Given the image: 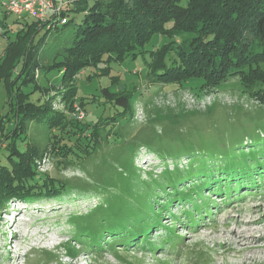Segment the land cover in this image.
Returning a JSON list of instances; mask_svg holds the SVG:
<instances>
[{
  "label": "rangeland",
  "instance_id": "rangeland-1",
  "mask_svg": "<svg viewBox=\"0 0 264 264\" xmlns=\"http://www.w3.org/2000/svg\"><path fill=\"white\" fill-rule=\"evenodd\" d=\"M4 1L0 0V15ZM55 1L61 6L69 0ZM69 14L70 24H59L49 33L50 25L39 30L37 40L47 34L39 53L42 64L51 62L50 51L72 34V26L82 18L76 12ZM10 15V21L18 18L14 12ZM169 41L168 36L155 35L136 58L112 60L109 75L99 74L105 62L76 75L79 96L87 101L86 121L110 117L116 110L111 102H105L102 88H122L134 95L133 118L128 114L119 120L115 126L119 135L113 127L108 128L103 137L109 131L111 136L79 166L61 168L48 152L55 137L46 118L29 122L18 145L25 149L29 143L44 152L41 173L77 185L84 183L91 190L75 187L59 198L4 204L0 211V264H264V139L263 144L249 146L251 138H264V105L243 91L238 78L209 91L190 88L197 84L195 79L183 87L154 81L146 65L150 51L162 49ZM5 47L6 39L1 37L0 55ZM261 66L264 68V62ZM61 78L62 72L53 68L39 79L56 90ZM32 87L26 86L25 91H32L31 101L36 103L48 100L53 91L41 95ZM10 99L0 83L4 115L10 113ZM74 106L68 112L73 118ZM54 108L66 111L60 103ZM201 127H206L205 131ZM258 128L263 131L246 135V129L255 132ZM177 131L190 136L195 151L203 145L217 148L209 153L211 160L198 163L204 155H168L170 146L161 156L141 144L151 137L156 142L162 138L173 142L166 136ZM199 134L211 141L201 143ZM242 138L246 145L236 156L227 153L222 157L225 147ZM2 141L0 138V147ZM134 147L137 154L130 163ZM154 148L159 149L158 145ZM209 165L229 169L225 182L224 178H211L217 175L211 168L205 179L195 178ZM248 169L259 172V178L247 174ZM208 180L213 193L207 192L212 187L209 182L206 186ZM122 181L128 183L120 184ZM114 213L123 214L117 217ZM85 230L89 233L81 235Z\"/></svg>",
  "mask_w": 264,
  "mask_h": 264
},
{
  "label": "trees",
  "instance_id": "trees-1",
  "mask_svg": "<svg viewBox=\"0 0 264 264\" xmlns=\"http://www.w3.org/2000/svg\"><path fill=\"white\" fill-rule=\"evenodd\" d=\"M2 9L0 38L6 39V47L0 55V83L7 90L12 107L7 115L0 111V138L3 140L0 147V211L9 200L26 202L44 197L59 198L75 187L91 190L84 183L77 185L41 173L44 152H38L29 143L24 149L18 145V140H24L29 122L46 118L45 122L55 137L48 152L55 157L59 167L79 166L82 160L90 158L111 136L109 131L103 137L108 128L113 127L114 134L119 135L115 128L119 120L128 114L133 118L134 95L122 88L116 91L111 86L102 88L105 102H111L116 110L110 117L86 121L87 101L79 96L76 75L89 67H98L102 62L106 65L100 68L99 74L109 75L112 60L136 58L145 52L143 47L155 35L168 36L170 41L163 44L162 49L150 51L152 55L146 65L154 81L183 87L195 79L197 84L190 88L209 91L238 78L243 91L264 105V68L261 66L264 62V0H71L63 6L60 15V19L67 18L66 23L57 20L58 16L42 22L26 13L17 14L18 18L10 21V11L3 5ZM70 12L82 14V18L72 26V34L50 51L51 62L42 64L39 53L47 34L37 40L39 30L50 25L49 33L59 24H70ZM168 58L172 59L169 64ZM53 68L62 72L61 83L56 90L53 85L41 84L39 79ZM112 82L115 83L114 80ZM29 85L41 95L53 91L49 93L48 100L36 103L31 101L32 91H25ZM95 101L93 96V103ZM58 103L63 104L66 111L54 108ZM74 104L85 111L84 119L77 120L68 115ZM201 129L205 131L206 127ZM259 131L263 130H245L248 136ZM170 134L166 137L175 142H166V138L156 142L151 137L141 144L150 146L161 156L167 154L164 151L166 146H170L168 155H204L198 163L209 162V153L217 149L203 145L201 150L195 151V142L187 133L177 131ZM199 136L203 140L201 143L211 141L201 134ZM263 139L260 136L251 138L249 146L263 144ZM244 142L242 138L225 147L222 157L227 153L236 156L237 151L246 145ZM156 145L159 149L154 148ZM136 154L134 147L129 155L130 163ZM213 156L221 158V155ZM210 168L217 174L211 178L222 179L229 174L225 166L209 165L195 178L205 179ZM255 172L248 169L247 174ZM255 175L258 176L256 178L260 176L259 172ZM210 180L206 181V186L208 182L212 186L207 192L213 193L215 189ZM125 183L128 182L120 184ZM114 214L118 217L123 213ZM88 233L89 230L81 231V235Z\"/></svg>",
  "mask_w": 264,
  "mask_h": 264
},
{
  "label": "built area",
  "instance_id": "built-area-1",
  "mask_svg": "<svg viewBox=\"0 0 264 264\" xmlns=\"http://www.w3.org/2000/svg\"><path fill=\"white\" fill-rule=\"evenodd\" d=\"M71 0L65 2L63 5L59 6L56 4L55 0H5L3 6L7 11L14 12L16 14L26 13L30 16L45 22L48 20L49 16H58L62 12V8ZM61 23H66L67 18L63 17L60 19ZM85 111L79 106H74L73 116L77 120L85 118Z\"/></svg>",
  "mask_w": 264,
  "mask_h": 264
}]
</instances>
